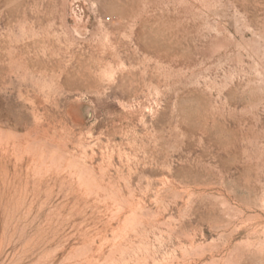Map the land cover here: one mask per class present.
<instances>
[{"label": "rangeland", "instance_id": "374dc122", "mask_svg": "<svg viewBox=\"0 0 264 264\" xmlns=\"http://www.w3.org/2000/svg\"><path fill=\"white\" fill-rule=\"evenodd\" d=\"M0 264H264V0H0Z\"/></svg>", "mask_w": 264, "mask_h": 264}]
</instances>
